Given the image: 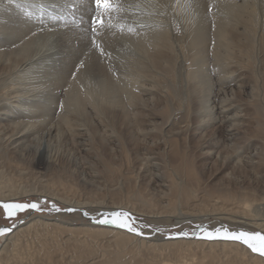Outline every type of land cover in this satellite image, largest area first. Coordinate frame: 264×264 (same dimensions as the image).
<instances>
[{"label":"bare ground","instance_id":"6f19581e","mask_svg":"<svg viewBox=\"0 0 264 264\" xmlns=\"http://www.w3.org/2000/svg\"><path fill=\"white\" fill-rule=\"evenodd\" d=\"M37 2L0 0V202L40 196L73 208L125 207L163 223L220 217L264 232V189L205 191L185 154L195 117L197 129L217 128L203 155L245 172L263 169L264 0H113L115 9H134L98 25L104 57L89 45V0H49L58 7L47 23ZM206 71L212 80L204 85ZM148 118L160 122L144 127ZM91 120L102 127L97 144ZM158 128L162 160L138 153L136 163L150 182L166 173L163 190L126 184L114 163L100 161L102 174L94 171L86 154L95 146H118L129 157L118 129L141 139ZM77 138L84 146L64 160L59 148ZM242 148L255 153L239 159ZM68 178H82L92 194H78ZM58 216L18 225L0 247V264H264L236 242L158 244L91 226L80 214ZM190 248L208 261L187 259ZM171 249H181L173 259L145 256Z\"/></svg>","mask_w":264,"mask_h":264},{"label":"rangeland","instance_id":"374dc122","mask_svg":"<svg viewBox=\"0 0 264 264\" xmlns=\"http://www.w3.org/2000/svg\"><path fill=\"white\" fill-rule=\"evenodd\" d=\"M37 1H38L37 5H39L40 8L44 7L47 10L46 12H44V14H42L40 16V17L43 16V19H44V17H46L45 14L49 15V13H51V12L52 13L56 12L54 10V8L56 9L58 7L56 3L54 4L55 5V7H54V5L49 6L51 4L49 2V0H47V2H46V0H37ZM44 3H45V6H43ZM64 4H65L64 6H66L67 9H70V8L74 9L73 6L69 5V2H65ZM48 7H52V8H48ZM76 7H77V5H76ZM93 7H94V4L91 3L90 8H93ZM127 9L128 10H130V9L133 10L134 7H133V5L130 6V4H129L128 6L127 5L125 6V10L123 8H121V9L120 8H118V9L116 8L115 10H113L111 13H108V14L109 15L112 14V13L118 14L119 12H121V10L126 12ZM74 11H76V10H74ZM63 16H67V15L66 14L62 15V18L59 19V20H63L65 18H67V17H63ZM45 19H44V23H47L45 21ZM200 77L202 78V82L204 83V85L205 84H209L211 82V80H212L211 79L212 75L210 73H207V71L204 73V75H201ZM119 96L121 97V95H119ZM150 121H152V122H157V121L160 122V120L158 118H156V119L155 118H151V119L148 118V120L146 121L147 125L143 123V126L144 127H148ZM192 122L194 124H196L195 117L192 118L191 123ZM194 124H193V127L188 132V134L186 135V143H187L186 146H187V148L185 149V154L189 157L191 167L194 170V172H195V174L197 176V179H198V181L200 183V187L203 188V190L211 192V191H221V190L232 189V190L236 191L237 188H241V187L242 188L243 187H249L250 188L251 187V188H254V189L256 188L257 191L260 192V191H262L264 189V167H263V169L261 170V172L259 174H257L255 171L251 172L248 169H246L248 172H245V171H241L242 169H238V168L233 167L234 163L222 164L221 162L217 161L216 157H209V156L203 155L202 153H205V151H207L206 149L205 150L203 149V144L205 143V140H208V138L212 137L217 132V128L214 125L213 126L209 125L205 129H201V128L197 129V127H195ZM101 128L102 127L100 125H98L96 120H91V123H89V126L87 127V129L91 133V138L94 140V143H96V144L98 143L97 140H98V136H99V131L101 132ZM161 131L162 130H160L158 128V130L156 132H154V135L152 134L151 136H148L146 138L141 137V139H140L137 135L132 134L131 132L128 134V132L118 129V131H117L118 135L117 134L116 135L119 136L120 138L124 139V141H123L124 147L129 152L128 153V155H129L128 158H130V159L128 161H127L128 158H126L123 155L122 151H120L118 146L113 147L114 151H110L111 147H107L106 149L98 151V149H97L98 147L95 146L94 149H96L95 150L96 153L94 151L93 153L90 152L91 154H89V155L86 154V153H84V154H86L88 156L89 161L95 162L97 164L96 166L93 167L94 171H98L99 170L98 172L101 173L102 168L100 166H102V164L100 163V161L105 162V163H114L115 165H117V167H119V169H121V172L123 174L124 179L125 180L127 179L126 180V184L128 183L129 185H132V186L135 184V185L141 186V188H143L145 190H149V191H151V189L152 190L156 189V191L163 190V186L169 180L168 175L166 173H163V172H159V173L155 172V173H153V174H155L154 177H153L154 180H152L150 182V176L148 175L149 174L148 171L147 170H142V171L139 172V170H138L139 164L136 163L137 162V154L138 153L140 155L148 153V154H151L152 156H155V157L157 156L156 159L160 158L162 160L163 152H162L161 148L163 149V143H161L160 140L155 138L157 136H161V133H162ZM119 133H120V135H119ZM82 139L83 138H81V139L77 138L78 144L75 145V146L70 144L68 146H62L63 148L60 147L59 148V150H60L59 151L60 152L59 156L60 157L62 156L64 158V160H68L67 159L68 157L72 158V156L77 152V150L80 151V148H82L84 146L83 142H84L85 139H83V140ZM79 143H81L82 145L79 144ZM138 143H139V145H138ZM241 146H242V144L240 145V147ZM138 149L142 153L138 152ZM239 152H241L239 154V156L237 157L239 159H245V157H248V155H250L251 153L252 154L255 153L253 148L252 149H248V150L247 149L244 150V148H242V151L240 149ZM96 156H97V158H96ZM262 156L264 157V151H263L261 157ZM42 172L46 173V174H49V173H51V170L50 169L49 170H45V168H43ZM156 174H159V177H157ZM103 176L102 175L100 176L101 180L100 179H95V180L96 181L100 180L98 182H101L102 184H105V181H104L105 179H103L104 178ZM68 179H70L69 180V184L74 186V188L76 189L78 194L83 195V196H86L88 194H92L91 193L92 192L91 189L89 187H86L83 184L82 178H80V180H79V178H72V181H71V178H68ZM45 200H47L49 202L48 205H47L48 207H50V204L52 202H55L58 205V207H60L62 209L70 207V206L61 204L58 201L52 200L50 198L40 197V196H27V197H23V198H20V199H17V200H12V201H18V202L39 201L41 203H44ZM108 201L110 202V200H108ZM71 208H73V207H71ZM76 209H80V210L86 209L91 214H98L99 210H127V211H130L135 217H138L139 219L143 220L145 223L151 224V225H153V227H157L158 226L160 228L159 233L153 232L150 235L138 236L140 238H143L146 241H152V242L158 243V244L159 243L179 241L181 239L188 240V241H191V240H193V241L195 240L196 241L197 240V241H200V242H231V241H225V240H208V239H201V238H198V237H194V236L191 235V232L193 231V227L192 226L195 225V224H206V225H210V226H219V225L223 224V225L229 227L232 230H243V231L264 233L263 231H261V230H259L257 228H254L253 226H248V225H245V224L231 222L229 220H226V219H223V218H220V217H213V219L211 217V218H206V219H203V220H187V221H185L183 223H179L178 224V223H175V222L163 223L161 221H155L152 218H149L147 216H141L138 213H136L135 211H133L131 209H128V208H125V207H117V208H114V209H100V208H96L95 209V208L81 207V208H76ZM65 213L69 214V215H77V214L79 215L80 214V217L83 220V222L86 223V224H89L91 226L104 227V228L111 229V230L127 232V231H125L123 229L116 228V227H114L112 225L97 224V223H95L94 220H91L88 217L82 215L80 211L72 212V213H69V212H66V211H61L59 213H57V212H48V211L43 212V213H40V212L23 213L17 219L23 221L22 223H18L20 225H24L26 222H28L34 216H46L48 218H54L56 220H60L61 221L63 219L61 217H59L58 215H62V214H65ZM24 220H25V222H24ZM11 223L12 222L5 217L3 210L0 209V227H8V226H10ZM74 223L81 224L82 222L80 221V222H74ZM174 225H179V226L178 227H173ZM17 227H15L14 230ZM182 229L184 231L189 232L190 236L180 237V238H175V237L169 238V234L170 233H176V232L181 231ZM11 233H8L6 235L0 236V247H1V245L4 244L6 238ZM129 234H131V233H129ZM132 235H135V234H132ZM101 239L102 240H100V241H101V243L103 242V245L104 244L108 245V244L105 243V242L108 243V241L106 240L108 238H106V239L105 238H101ZM155 239H157V240L154 241ZM236 243H239V242H236ZM239 244H241V243H239ZM241 246L245 247L247 250H250L248 247H246V246H244L242 244H241ZM177 250H181V249H175L174 251H172V249L171 250H163V251L161 250V251H158L159 253L153 252V253H149L150 255H145V256L146 257L163 256V257L166 258V257L172 256ZM184 250H186V249H184ZM186 252L188 254V255H186L187 259L191 260L193 258H195V259L205 258L204 262L206 263L208 261V259H206V257L202 254L201 249L199 250L198 248H190V249L186 250ZM251 252L256 254V255H258V256H260V257H262L264 259V255H261L259 253H255L253 251H251ZM155 253H157V254H155ZM167 253H170L171 255L167 254ZM70 254H71V252H70ZM170 259H173V258L170 257ZM182 261H185V260L182 259Z\"/></svg>","mask_w":264,"mask_h":264},{"label":"snow or ice","instance_id":"6c2138e0","mask_svg":"<svg viewBox=\"0 0 264 264\" xmlns=\"http://www.w3.org/2000/svg\"><path fill=\"white\" fill-rule=\"evenodd\" d=\"M74 3H79L81 0H73ZM94 4L92 9V15L89 18V45L95 48L100 57L107 56L102 45L96 43V33L98 31V25L103 26L105 15L111 13L113 8V0H89ZM48 201L44 203L39 201L32 202H18L8 201L0 202V209L3 210L5 217L12 223L8 227H0V236L11 233L18 223H22V220L17 218L23 213L31 212H61L66 211L69 213L80 211L82 215L94 220L97 224L112 225L116 228L123 229L128 233L135 234L137 236L150 235L153 232L159 233L160 228L153 227L151 224L145 223L143 220L135 217L130 211L127 210H99L98 214H91L88 210H80L76 208H60L55 202L48 207ZM174 225L173 227H178ZM193 231L191 235L201 239L208 240H225L231 242H239L242 245L248 247L251 251L264 255V233L250 232L243 230H232L229 227L221 224L219 226H210L206 224H195L192 226ZM189 236V232L183 229L176 233H170L169 238H180Z\"/></svg>","mask_w":264,"mask_h":264},{"label":"water","instance_id":"95a60500","mask_svg":"<svg viewBox=\"0 0 264 264\" xmlns=\"http://www.w3.org/2000/svg\"><path fill=\"white\" fill-rule=\"evenodd\" d=\"M33 213H34V212H33ZM24 222H25V220H24ZM18 225H20V224H18ZM18 225H17V226H18ZM189 236H190V235H189Z\"/></svg>","mask_w":264,"mask_h":264}]
</instances>
